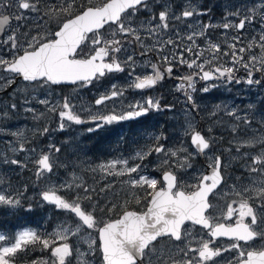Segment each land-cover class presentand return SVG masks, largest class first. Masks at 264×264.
Listing matches in <instances>:
<instances>
[{
	"label": "snow or ice",
	"instance_id": "snow-or-ice-1",
	"mask_svg": "<svg viewBox=\"0 0 264 264\" xmlns=\"http://www.w3.org/2000/svg\"><path fill=\"white\" fill-rule=\"evenodd\" d=\"M91 4L92 0H88ZM76 0H65V4L60 7V11L72 16L65 20L60 26L59 30L55 31L52 39L45 37H32L27 40L28 48L23 51V54L13 55L11 59H4L0 57V69L6 73H13L22 77L27 82H37L41 86L52 84L59 85L62 83L77 84L79 82L81 87L87 86L93 80H99L109 73L123 72L125 67L122 62L115 55L124 50V41L116 39L118 35L127 37L131 36L135 42H140L143 46L140 36V28H145V24L139 27L133 26V17L142 9L151 11L149 0H105V2L98 6H83L79 14L74 12V5ZM165 10L158 14L159 23L151 24V20L157 19L156 15L147 21L148 25L145 30L154 35L162 30L169 28V11L168 6L165 5ZM15 9L16 14L13 17L17 21L27 19L26 13L39 12L38 0H0V10ZM206 12H198L195 8L189 6L176 19L189 18L194 15H205ZM261 19L259 22V37L250 38L246 46H239L241 44V36H233L232 42L227 44L229 51L221 52V45L209 41L206 51L209 56L201 63H197L205 50H197L194 55L196 59L187 61L180 57L181 64H187L189 68L194 66L200 69L202 80L208 81L214 78L224 77L229 82L247 83L248 85L261 84L260 79H255L254 74L257 72H264V8L260 10ZM236 17H240L239 11L230 13ZM256 20V11L252 10L248 15L238 19V22H225L219 27L223 29H234L238 33L246 30V26L254 25ZM10 23V16L4 15L0 11V32H3L5 27ZM109 25L111 37L107 38L100 31ZM115 25V28L111 26ZM191 27V26H190ZM216 25H201L200 31H193L187 36L192 45L184 49L188 53H193V47H197L195 37L203 36L206 30ZM91 34V35H89ZM227 42V41H226ZM8 44L11 49L18 48V40L13 33L9 35L7 40L3 41ZM167 44H173L174 41L169 39ZM231 57V67H225L223 64L217 63L220 56ZM247 56V59H245ZM164 61L171 64L167 56L163 57ZM133 62L131 55L127 56V64ZM134 63V62H133ZM215 66L209 70H204L205 65ZM239 65L246 72L245 78L235 77L234 73L239 69ZM153 75L137 77L131 86L136 89L151 88L159 80L164 78V74L152 65ZM169 75L173 69L169 66L165 70ZM131 75V73H129ZM200 73H197L199 75ZM215 74H218L216 76ZM184 83H181L180 88L183 89L185 83L188 88L195 90L193 77L186 76L180 78ZM12 81H9L11 83ZM209 89L205 87L203 91L207 92ZM123 91L118 89L116 85H112L110 94H103L95 100L96 105H102L105 101L111 100L117 96H122ZM189 101L192 100L191 95H187ZM40 103H48L46 100ZM11 107L15 109L16 105ZM131 109L126 113H113L108 115L96 114L91 116L92 122H96V127L100 128L104 124H111L113 122L131 119L147 114L151 109L159 110L160 105L158 100L148 98L144 104H136L130 106ZM74 106L70 104L67 97L64 98L62 110L58 112L61 123L59 128H65L64 121L74 122L80 124L84 121L74 111ZM55 111V108L50 109ZM235 115V113H230ZM239 119V117H237ZM248 121H245L247 123ZM191 129V142L196 146L199 153H204L210 148V142L200 132L196 131L189 125ZM95 129H89L94 131ZM47 132L48 129H43ZM256 143L264 144V138L257 141H246L243 146H254ZM24 145L21 144L19 151H24ZM15 151V149H14ZM55 151H59L56 148ZM152 151L156 153H165L170 157L178 155L179 151L167 150L163 145H157L154 149H150L148 153H137L139 159L150 155ZM247 155V154H245ZM4 163H11L26 167L21 161L17 159H5ZM164 164H169V160H164ZM36 176L41 177L45 172L51 173L53 171V163L48 154H42L36 161ZM122 164L123 168L117 171V165ZM261 167H257V166ZM181 169L191 167L188 163V157H184L183 161L177 165ZM140 165L128 166L127 160L111 161L107 165H101L102 171H107L109 174L119 176L128 175L129 179L124 183L130 185L132 189H151L147 192V210L137 212L132 210H125L118 219L105 222L99 226V222L95 216L97 204L91 205V211L82 207L79 202L82 199L92 200L89 188L80 185H60L61 188L72 190L74 187L83 188L84 197L79 194L73 196L68 200L57 194V189H49L42 193V199L55 206L58 210H64L74 214L78 218V222L74 225L65 222L58 227L52 235V244L49 239L42 238L35 231H24L19 233L14 242L9 246H0V264H14V259L18 251L24 250L29 244L39 243L43 248L51 247L52 257L58 260V264H65V258L72 254V248L66 242L69 235H77L86 226L87 229H95L98 231L99 251L102 254L103 264H207L213 261L214 258L221 255L223 251L238 250L239 259L236 264H264V245H261V250L245 251L240 242L248 245L249 242L257 238L264 240V180L258 182L257 185L244 187L238 189L233 185L231 192L238 200H232L226 206L220 216L213 215L212 210L214 205L209 201V195L214 194L215 190L223 182L221 175V160L219 157L213 158V163L209 165L212 169L210 174H202L197 177V183L191 187L192 191H185L181 187L177 175L173 171H165L162 182L156 178H151L147 175L140 174ZM250 172H260L264 175V150L257 155L251 157V164L247 165ZM137 173L133 177L132 174ZM158 183L162 184L159 188ZM108 187L101 189L105 191ZM91 191H95L92 189ZM136 202L139 203L138 196H134ZM127 203V202H126ZM0 204L10 205L13 207L19 206L20 201L12 197L10 194L0 192ZM238 205V207H233ZM116 205H112L109 211H112ZM30 210V209H29ZM103 211V209H100ZM236 217L235 224H226L223 221L231 220ZM248 220L249 222H246ZM186 222H191L193 226L200 225L203 229H207V235L211 239H204L200 237L197 241L199 247H191V243L196 239L190 228L186 226ZM196 235H199L198 233ZM218 237H227L233 243L224 249L215 248L213 245L215 239ZM164 238L171 243L172 247H166L160 244ZM5 236L0 235V241H4ZM58 241H65L58 244ZM177 242H183L184 246L180 247ZM96 241L89 242V253L94 255L93 246ZM159 245V246H158ZM77 251H79L77 249ZM192 253V256L189 254ZM82 257L86 254L81 253ZM177 255H181V259H175ZM56 260L53 264H56ZM81 264H87V261H82ZM231 264V262H229Z\"/></svg>",
	"mask_w": 264,
	"mask_h": 264
},
{
	"label": "rangeland",
	"instance_id": "rangeland-1",
	"mask_svg": "<svg viewBox=\"0 0 264 264\" xmlns=\"http://www.w3.org/2000/svg\"><path fill=\"white\" fill-rule=\"evenodd\" d=\"M93 3L101 5L105 0H92ZM184 4V8L189 6L195 8L198 12H206L205 15H195L193 19H182L183 29L177 32L176 38L183 43L178 55L181 57L184 49L192 45V41L187 39L193 31H200L201 25H216L207 29L203 36L195 37V43L198 44L200 38L203 44L212 43L221 45V52L229 51L227 44L232 42V37L240 35L241 44L246 46L250 38L259 37V22L261 19L260 10L264 8V0H178ZM65 4V0H38L39 12L26 13L27 19L17 21L14 19L12 27L7 31L4 40L9 35L15 33L18 40V48L13 50L8 44L0 46V57L11 59L13 55L23 54L28 48L27 40L32 37H45L52 39V34L59 30V26L65 21L66 13L60 11V7ZM76 4L73 6L75 10ZM97 6V5H96ZM221 10L235 13L239 11L240 17L230 15V19L221 15ZM256 11V20L254 25L246 26L242 33L234 29H223L219 27L225 22H238L239 18L248 15L250 11ZM4 15L15 16L16 10H0ZM175 14H171L175 18ZM191 26V27H190ZM212 30H218L217 39L207 35ZM162 33L154 34L158 41ZM223 40L224 43L213 40ZM227 41V42H226ZM194 48V47H193ZM208 46L202 48L204 51L203 60L209 56L206 51ZM189 55L187 56V58ZM185 58L189 61L190 59ZM247 59V56H245ZM219 64L225 67H231L230 56H220ZM205 65V68L214 67ZM239 70L234 73L235 77L245 78L246 72L239 65ZM255 79H260L261 84L248 85L247 83L229 82L226 78H219V86L211 87L209 91L203 92V104H195V98L189 101L186 97L183 108L179 111H156L151 109L147 114L142 115L148 127L143 130L138 128L135 151H119L117 149L107 151L101 158L96 159L89 153L86 139L92 135L100 133V128L96 127V122H92L91 116L102 114V109L95 105V100L100 97L98 85L87 87H77L72 91L63 90L62 88L53 87L50 84L41 86L39 83L27 84L20 82L13 86L16 76L4 72L0 69V192L10 194L12 197L19 199V206L0 204V235L5 236L4 241H0V246H9L14 242V238L24 231H35L42 238L49 239L52 244V235L58 230V227L65 222L74 225L78 222L74 214L64 210H58L50 204L44 202L42 193L49 189H57V194L71 200L74 195L85 196L83 188L74 187L68 190L60 185H80L89 188L92 200L82 199L79 202L82 207L91 211V205L97 204L98 207L95 216L99 226L108 222L114 209L112 205L118 208L123 204H141L145 209L147 192L151 189H132L130 185L124 183L129 179L128 175L109 174L102 171L100 166L107 165L111 161L127 160L128 166L139 164L140 174L156 178L162 182V175L165 171H173L179 179L181 187L185 191L194 190L191 186L197 183V177L205 174L209 165L213 163L214 157L223 158V175L225 183L220 191L214 195L212 204L214 208L212 213L218 212L221 215L226 211V206L232 200H238L232 194L233 185L238 189L257 185L259 181L264 180V175L260 172L252 173L248 170L247 165L251 164V157L259 154V149L264 144L256 143L254 146H243L246 141H257L264 138V72L254 74ZM9 81H12L9 83ZM81 90H84L83 92ZM67 97L70 104L74 106L73 111L80 116L82 123L64 121L65 128L61 130V123L58 112L62 110L64 98ZM46 100L48 103H40ZM12 104L16 107L13 109ZM262 105V111H260ZM55 108V111L50 109ZM230 113H235L231 115ZM239 117V119L237 118ZM245 121H248L245 123ZM199 128L203 131L206 138L211 144L210 151L204 160H200L193 149L191 139V129ZM48 131L44 132L43 129ZM95 129L89 131V129ZM140 135V137H139ZM24 145V151H19L20 145ZM157 145H163L167 150L177 151L178 155L170 157L165 153H156L152 151L150 155L144 156L143 159L137 157V153H148ZM59 148V151H55ZM15 149V151H14ZM48 154L53 163V171L45 172L41 177L34 180L33 175L36 172L35 161L42 155ZM247 154V155H245ZM188 157L190 168L181 169L177 165ZM17 159L26 167L4 163L5 159ZM169 160V164H164V160ZM239 168L246 172V175L236 174L234 168ZM261 167V166H257ZM123 168L122 164L117 165V171ZM29 173L31 181L20 179L25 173ZM133 177L137 173L132 174ZM29 185V189L25 187ZM108 187L105 191L100 190ZM162 184L158 183V188ZM95 189V191H91ZM27 191L29 193L27 194ZM134 196H138L140 202L137 203ZM127 202V203H126ZM238 207V205H233ZM103 209L101 211L100 209ZM30 209V210H29ZM28 212H39L43 217L36 221L35 226L29 225L14 228L11 216L13 214ZM30 216H33L30 214ZM235 217V216H234ZM233 217V218H234ZM24 219L18 220L16 225L24 223ZM223 221V220H222ZM192 232L193 228H190ZM95 240L93 246L95 254L89 253V242ZM65 241H58L62 244ZM72 248V254L65 258V264H81L87 261V264H102L99 258V240L98 231L87 229L86 226L77 235H69L66 241ZM264 245V240H262ZM77 249L79 251H77ZM84 253L83 257L80 255ZM32 256L33 258H31ZM31 258L29 262L24 259ZM56 258L51 255V247L43 248L39 243L29 244L24 250L18 251L14 259V264L20 262L24 264H53ZM58 264V260H56Z\"/></svg>",
	"mask_w": 264,
	"mask_h": 264
},
{
	"label": "flooded vegetation",
	"instance_id": "flooded-vegetation-1",
	"mask_svg": "<svg viewBox=\"0 0 264 264\" xmlns=\"http://www.w3.org/2000/svg\"><path fill=\"white\" fill-rule=\"evenodd\" d=\"M149 4L151 7V11L142 9L140 12H138L136 16L132 18L133 26L139 27L143 23L145 24L146 28L148 26L146 22L151 20V17L153 15H156L157 19L151 20V24H158V14L160 11L165 10L164 6L167 5L169 11V28L167 30H162L159 32L162 33V35H160V37H162V40L160 41L156 40L153 35H150L145 30V28H140V36L143 46H141L140 42H135L131 36L124 37L118 35L115 37L116 39H121L124 41V50L116 53L115 55L122 62V66L125 67V71L109 73L105 77L99 80H95L87 86H84L89 88L90 90V87L92 85H98L100 96L103 94H110L112 85H116L118 89L123 91L122 96H117L111 100H107L101 107H99L100 109H102L101 115L126 113L129 110H133L130 108V106H135L136 104H144L149 97L153 100L159 101L160 108L159 110L154 109L156 111H179L183 108V103L185 102V100H183L182 98H187V95H191V97L195 98V104L201 105L203 104V89L207 87L210 90L211 87H217L220 84L218 82L219 78H214L208 81L202 80L200 78L202 73L200 72L199 68L195 66L193 68H189L187 64L180 63V56L178 55V52L181 51L183 43L177 40L176 35L178 31L184 28V26L182 25L181 19L178 20L176 18H172L171 14H175L174 16H180L182 11L185 10L184 4L178 2V0H150ZM221 15L224 18H227V21L230 19L228 11L221 10ZM194 17L195 15L187 19L191 20ZM111 27L115 28V25H112ZM208 29H211V27ZM102 33L105 37L112 38L109 26L104 31H102ZM216 33H218V30H212L211 32H208L207 35L217 39ZM169 39L173 40L174 43L167 44L166 41H168ZM216 39L213 41L224 43L223 40ZM196 45L198 46V48L194 47L193 53H184V59L187 58L188 55L189 57L187 59H190L189 61L196 59L194 53L197 50H202V48L206 45L208 46V44H203V40L201 38L200 40H198V44ZM129 55L132 56L134 63L128 62L127 64H124L123 62L126 61V58ZM165 56L169 58L171 64L164 61L163 57ZM202 61L203 57L197 60V63H201ZM152 65H156L161 73L164 74V78L162 80H159L156 85L151 88L136 89L131 86L133 81L137 77L143 78L144 76L153 75ZM169 66H171L173 69L170 75L165 71ZM212 68L213 67H208L204 70L209 71ZM129 73H131V75ZM197 73L200 74L197 75ZM215 75L218 76V74ZM186 76L193 77L195 90H193L192 88H188L186 83L183 89L180 88L181 83H184L180 78ZM70 90H73V88H71ZM81 91L83 92L84 90ZM260 111H262V105H260ZM139 117H133L131 119L113 122L111 124H104L102 127H100L103 140L107 141L109 138L115 137L119 142V147H121L123 146L124 141L135 139L139 127ZM261 150L262 147L259 149V151ZM234 172L243 176L246 175V172L244 170H241L237 167L234 168ZM145 203L146 207L143 211L147 210V201ZM116 209L117 211L114 212L109 221L118 219L120 216H122L125 210H136L140 212L138 205H135L134 203H121V205ZM213 215L220 216L218 212H214ZM235 220L236 217L232 218L231 220L221 222L234 225ZM246 222L249 221L246 220ZM186 226L188 228H193V235L196 236V239L193 240L190 245L191 247H199L197 241L200 239V237H203L204 239H211L207 235L208 230L193 226L192 224H187ZM197 233L199 235H196ZM177 243L180 247L184 246L183 242ZM232 243L233 241L227 238H216L214 244L210 246L224 249L228 248ZM160 244L166 247H172L167 238H164L162 241H160ZM240 244L245 251L261 250L262 240L257 238L256 240L249 242L248 245H245L244 242H240ZM192 255V253L189 254V256ZM99 258L103 264L102 254L100 253V251ZM181 258V255H177L175 257V259ZM238 259V250H231L223 251L220 256L214 258V261L215 264H229V262H231V264H236ZM169 264H171L170 261ZM207 264H213V261H209L207 262Z\"/></svg>",
	"mask_w": 264,
	"mask_h": 264
},
{
	"label": "trees",
	"instance_id": "trees-1",
	"mask_svg": "<svg viewBox=\"0 0 264 264\" xmlns=\"http://www.w3.org/2000/svg\"><path fill=\"white\" fill-rule=\"evenodd\" d=\"M98 4L99 3H93V1H92L91 4H89L88 0H76L75 10L72 13V15L74 16L75 14H79V12L83 10L81 5L87 7V6H96ZM69 18H72V16H70V15H68L66 13L64 15V20H67ZM139 127H142L143 130H144V129H146L148 127V124L147 123H140ZM139 137H140V135H139ZM86 144L88 146L90 155H92L96 159L101 158V156L104 155L106 149H108V148H109V151L117 149V147H116L117 144H116V138L115 137H112V138L108 139L107 141H104L100 133H97V134L92 135L89 138H87L86 139ZM131 146H132V140H130V142H129V148H131ZM124 148H126V147H124ZM121 151H124V150H121ZM20 179L23 180V181L25 179H27V181H31L30 174L27 173V172L24 175H22L20 177ZM33 179L34 180L38 179L37 176H36V172L33 175ZM25 189L28 190L29 189V185L27 187H25ZM28 193H29V191H27V194ZM34 213L33 212L32 213L31 212L24 213L23 212V213H19V214H13L11 216L12 221H13L12 224L17 226L16 223L18 222V220L24 219L25 220L24 224H28L29 225V223H32V224L35 225L36 221H38L40 219H43L42 218L43 216L39 212H36V214H34ZM30 214L33 215V216H30Z\"/></svg>",
	"mask_w": 264,
	"mask_h": 264
},
{
	"label": "water",
	"instance_id": "water-1",
	"mask_svg": "<svg viewBox=\"0 0 264 264\" xmlns=\"http://www.w3.org/2000/svg\"><path fill=\"white\" fill-rule=\"evenodd\" d=\"M11 23H12V20H11V18H10V23H9V25H7L6 27H5V29H4V31L3 32H0V43H1V38L4 36V34H5V31L7 30V28L11 25ZM107 25H105V27H106ZM101 30H103V29H101ZM100 30V31H101ZM90 35V34H89ZM25 82H27V81H25ZM31 83H34V82H31ZM79 83V82H78ZM77 83V84H78ZM73 85H76V84H70V83H62V84H59V85H55V86H73ZM98 106H100V105H98ZM199 132V131H198ZM201 133V132H200ZM202 135H203V133H201ZM191 144H192V142H191ZM192 146L194 147V149L198 152V150H197V148H196V146L195 145H193L192 144ZM209 149H207V150H205V152L204 153H199L198 152V154L200 155V158H204L205 157V154L207 153V151H208ZM221 160V159H220ZM221 168H222V161H221ZM211 171H212V169H210L206 174H210L211 173ZM220 171H221V169H220ZM221 175H222V173H221ZM223 177V176H222ZM223 182H224V178H223ZM223 182L219 185V187L215 190V192H217L219 189H220V187L222 186V184H223ZM213 194H210L209 195V200H210V198H211V196H212ZM186 223H188V222H186ZM198 226H200V225H198ZM202 227V226H201ZM218 238H220V237H218ZM225 238H227V237H225Z\"/></svg>",
	"mask_w": 264,
	"mask_h": 264
}]
</instances>
